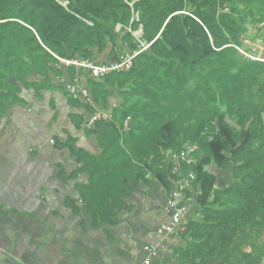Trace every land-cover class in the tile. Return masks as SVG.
I'll use <instances>...</instances> for the list:
<instances>
[{"label":"trees","instance_id":"trees-1","mask_svg":"<svg viewBox=\"0 0 264 264\" xmlns=\"http://www.w3.org/2000/svg\"><path fill=\"white\" fill-rule=\"evenodd\" d=\"M249 22L264 30V0H0V124L10 106L24 104L23 91L37 97L56 89L51 76H76L59 59L94 61L107 49L116 58L119 45L137 52L129 70L100 79L88 74L84 82L96 105L107 103L109 89L116 92L120 104L110 120L83 126L81 115H68L76 130L94 138L99 153L77 149L66 131L64 139L53 138V149L78 165L70 173L56 165L61 183L85 178L73 188L79 205L66 204L93 222L115 225L126 210L129 183L156 182L168 194L165 153L195 145L191 214L198 219L187 217L174 260L262 264L264 63L234 48H241ZM139 30L136 43L132 33ZM191 83L185 108L163 110ZM133 98L144 99L139 110L129 105ZM65 104L85 109L68 95ZM209 166L231 182L216 188Z\"/></svg>","mask_w":264,"mask_h":264},{"label":"crops","instance_id":"crops-1","mask_svg":"<svg viewBox=\"0 0 264 264\" xmlns=\"http://www.w3.org/2000/svg\"><path fill=\"white\" fill-rule=\"evenodd\" d=\"M41 96L37 97L43 101ZM63 106L66 108L63 112H53L57 120L53 136L60 138L66 131L76 140L77 149L97 155L99 149L94 138L86 137L81 129L76 130L68 118L70 114H79L85 120L89 112L70 108L65 103ZM30 122L24 137L13 129L16 134L10 144V164L25 167L24 175L34 184L19 191L21 199L10 200L8 209L0 208V218L6 221L0 233V245L10 250L8 258L0 264H143L146 260L149 264H178L173 250L182 248L184 241L179 233L165 234L160 230L168 221L164 211L168 194L162 187L156 182H151L150 187L130 182L131 189L124 199L126 210L118 213L115 225L93 222L81 208L73 213L67 200L79 205L73 188L85 178L79 177L66 185L61 183L56 165L67 173L78 165L66 151L45 145L51 132H45L41 123ZM30 145L35 149L27 154Z\"/></svg>","mask_w":264,"mask_h":264},{"label":"rangeland","instance_id":"rangeland-1","mask_svg":"<svg viewBox=\"0 0 264 264\" xmlns=\"http://www.w3.org/2000/svg\"><path fill=\"white\" fill-rule=\"evenodd\" d=\"M118 30V29H117ZM141 33L139 31L132 33V36L134 37V40L136 43H139ZM264 30H260L259 26L253 23L247 24V33L243 37L242 46L240 49L244 50L246 53L248 52L251 56L264 59ZM120 46V50L117 51V57L112 58L109 54H107L108 49L102 53V54H95L96 58L94 61H89L90 63L94 65H106L113 62H117L122 57H124L126 54H128L127 49L122 46ZM61 64V63H60ZM76 70V76L78 79H80L81 86H85L84 82L88 78V73L85 69L82 68H75ZM206 67L203 66L201 71H206ZM36 79V78H33ZM52 83L56 86V89L49 92H44L41 95L43 96V101L34 96L31 95L29 91H23L22 97L25 101H27L24 104H18V105H12L9 107L7 115L1 119L0 124V205L3 207H0L1 210L8 209L10 206V200H16L21 199V193L19 191H22L23 188L29 189L33 186V182L29 177L24 175V168L25 167H16L10 164V144L14 141L15 132L17 131V134H21L23 137L27 135V126L28 123H31L32 120L33 123L39 124L40 126L44 127L45 132L50 131L51 133L46 136V139L44 141V144L47 145L49 148L53 146V133L52 130L57 123L56 118L54 119V113L55 110L63 112L64 109H66L63 104L65 103L67 99V86L71 82L74 81L68 80L66 75H62L60 77H54L51 76ZM193 88V84H189L186 88L187 92L183 93L180 96H174L171 99L167 101L165 104V107L163 110H169L170 112L174 113L178 110H182L188 105L189 102V94L188 92ZM89 92V91H88ZM40 95V96H41ZM41 96V97H42ZM51 101H53V105L51 104ZM144 103L143 98H133L129 105L132 106L135 110H139ZM37 104V108H36ZM120 104L119 98L116 96V92L113 89H109V94L107 97V103L105 105H96L91 97L90 93L88 94V99L85 100V102L82 104L85 109H91L90 115L93 113H99L101 115H105L106 120H110V113L113 108L118 106ZM33 106V107H32ZM31 117V120L27 121V119ZM88 118H85V124L87 123ZM130 122V120L127 118L124 122V127L127 126V124ZM31 126V125H30ZM29 126V127H30ZM13 129L15 132H13ZM30 129V128H29ZM58 127L56 128L55 132L57 131ZM30 131H32L30 129ZM60 132V131H58ZM64 134L60 137L61 139H64ZM27 154L34 151L35 148L33 146H28ZM29 151V152H28ZM66 155V153H64ZM209 173L213 174L216 177V183L215 187L219 188L221 183L224 182L225 184H229L231 182L230 175L223 174L222 172L218 171L215 167L209 166L208 168ZM32 172V170L30 171ZM24 178V179H23ZM29 180V181H28ZM37 184V183H36ZM36 188V187H35ZM11 193V196H10ZM15 194V196H13ZM6 203V204H3ZM22 204V202H21ZM14 205V203H12ZM1 217V215H0ZM189 219L197 220L198 215L197 214H191V217ZM6 221L0 218V233L3 231L6 227ZM11 224V223H9ZM8 254H10V250H7L6 247L0 245V261L4 259L5 257L8 258ZM264 264V260L262 262Z\"/></svg>","mask_w":264,"mask_h":264},{"label":"built area","instance_id":"built-area-1","mask_svg":"<svg viewBox=\"0 0 264 264\" xmlns=\"http://www.w3.org/2000/svg\"><path fill=\"white\" fill-rule=\"evenodd\" d=\"M240 55L252 61H259L264 63V59H259L251 56L244 50L234 47ZM138 53L125 55L117 62L106 65H94L88 61H81L79 59L73 60H60L61 65L65 67L82 68L87 71L90 77L100 79L112 72L127 71L132 66V61ZM74 81L68 84L66 92L67 95L80 103H84L88 99V89L86 86H81L80 79L73 78ZM90 124L83 126H91L94 121L106 120L105 115L93 113L86 116ZM110 119V117H109ZM197 152V146L187 144L179 152L168 151L165 153V162L169 167V182L171 184L170 191L167 195L165 203V214L168 221L164 223L160 230L165 234L181 233L184 229L183 225L187 217L194 211V203L196 198L197 189L194 185L195 175L193 173L194 154ZM183 167L187 170L184 172ZM143 264H149V261H144Z\"/></svg>","mask_w":264,"mask_h":264},{"label":"water","instance_id":"water-1","mask_svg":"<svg viewBox=\"0 0 264 264\" xmlns=\"http://www.w3.org/2000/svg\"><path fill=\"white\" fill-rule=\"evenodd\" d=\"M139 33H141V30H139ZM262 116H263V119H264V113L262 114Z\"/></svg>","mask_w":264,"mask_h":264}]
</instances>
